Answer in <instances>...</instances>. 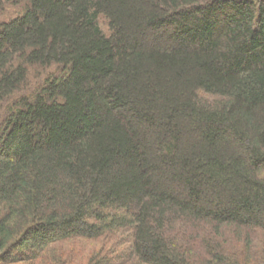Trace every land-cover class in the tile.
<instances>
[{"label":"trees","instance_id":"trees-1","mask_svg":"<svg viewBox=\"0 0 264 264\" xmlns=\"http://www.w3.org/2000/svg\"><path fill=\"white\" fill-rule=\"evenodd\" d=\"M0 264H264V0H0Z\"/></svg>","mask_w":264,"mask_h":264}]
</instances>
